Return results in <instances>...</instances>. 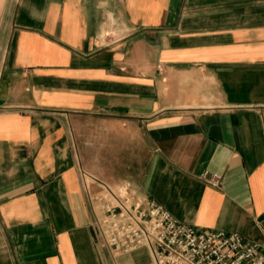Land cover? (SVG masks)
<instances>
[{
    "label": "crops",
    "instance_id": "crops-1",
    "mask_svg": "<svg viewBox=\"0 0 264 264\" xmlns=\"http://www.w3.org/2000/svg\"><path fill=\"white\" fill-rule=\"evenodd\" d=\"M86 115L146 140L121 182L264 240V0H0V264H154L96 239Z\"/></svg>",
    "mask_w": 264,
    "mask_h": 264
},
{
    "label": "built area",
    "instance_id": "built-area-1",
    "mask_svg": "<svg viewBox=\"0 0 264 264\" xmlns=\"http://www.w3.org/2000/svg\"><path fill=\"white\" fill-rule=\"evenodd\" d=\"M203 178L220 186L218 174L204 173ZM87 195L96 239L116 253L146 248L154 264H264V240L181 223L129 181L117 187L101 183L98 190L87 188Z\"/></svg>",
    "mask_w": 264,
    "mask_h": 264
},
{
    "label": "rangeland",
    "instance_id": "rangeland-1",
    "mask_svg": "<svg viewBox=\"0 0 264 264\" xmlns=\"http://www.w3.org/2000/svg\"><path fill=\"white\" fill-rule=\"evenodd\" d=\"M74 125L81 132L76 134L77 140L73 134V139L87 184L96 186L102 182L117 187L121 180L131 179L141 172L147 161L148 147L140 133L123 134L122 128L120 132L107 133L104 120L89 115L71 124L72 131Z\"/></svg>",
    "mask_w": 264,
    "mask_h": 264
}]
</instances>
